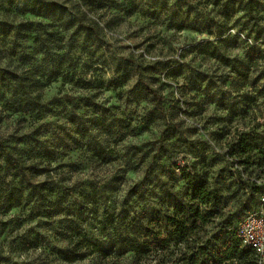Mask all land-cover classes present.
Masks as SVG:
<instances>
[{
  "label": "clouds",
  "instance_id": "1",
  "mask_svg": "<svg viewBox=\"0 0 264 264\" xmlns=\"http://www.w3.org/2000/svg\"><path fill=\"white\" fill-rule=\"evenodd\" d=\"M253 3L0 10L16 26L0 69L18 77L0 88V144L18 161L0 172V264H264V11ZM28 21L38 27L18 38Z\"/></svg>",
  "mask_w": 264,
  "mask_h": 264
},
{
  "label": "rangeland",
  "instance_id": "2",
  "mask_svg": "<svg viewBox=\"0 0 264 264\" xmlns=\"http://www.w3.org/2000/svg\"><path fill=\"white\" fill-rule=\"evenodd\" d=\"M6 4L8 5L7 8H5ZM0 10H3L9 14L12 12H17L21 15L26 14V13H31L33 15L44 16V18L50 19V17H48L46 15V13L44 12V6H42L40 8L19 9V8H15L12 6V0H0ZM49 11H51V9H49ZM253 11H264V5H260L259 0H256V3H253ZM224 15L226 17L230 16V10L227 8V6L225 7ZM13 27H16V26L9 25L6 22H0V41H3L7 38V35L11 33V29ZM18 27H19V29L22 30V31L17 32L18 38H31L32 31H34L35 28L38 27V25H36L32 21H28L25 23H21ZM256 35H257V37H259L261 35V31H257ZM238 38H239L238 36L236 38H234L233 42L238 40ZM49 39H52L51 35H49ZM35 42H37V43L40 42L39 36L35 37ZM253 51H255V50H253ZM15 54L16 53H15V45H14L13 49H11L9 51L8 55L15 56ZM0 55H2V53H0ZM5 152H6L5 145L0 144V158H4L5 164H6V166H0V172H4L5 174H12L16 168L7 163V160H6L7 158H6ZM133 191H135V190H133ZM2 198H3V194H2V192H0V199H2ZM167 199L174 200L175 198L172 196H168ZM175 202H176V205L179 204L178 200Z\"/></svg>",
  "mask_w": 264,
  "mask_h": 264
},
{
  "label": "trees",
  "instance_id": "3",
  "mask_svg": "<svg viewBox=\"0 0 264 264\" xmlns=\"http://www.w3.org/2000/svg\"><path fill=\"white\" fill-rule=\"evenodd\" d=\"M250 3H252V0H250ZM253 10V8H252ZM18 77L15 72H11L7 69H0V88H6L11 89L13 84L12 82L17 80ZM6 154V160L9 165H12L13 167H18V161L12 156L10 152H5ZM9 198H12V193H8ZM179 204H177V211H180Z\"/></svg>",
  "mask_w": 264,
  "mask_h": 264
}]
</instances>
